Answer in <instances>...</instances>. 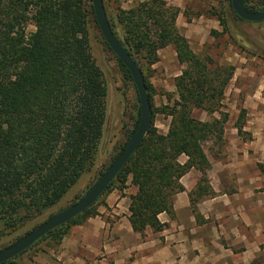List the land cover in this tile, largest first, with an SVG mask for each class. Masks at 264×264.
<instances>
[{
  "label": "trees",
  "instance_id": "1",
  "mask_svg": "<svg viewBox=\"0 0 264 264\" xmlns=\"http://www.w3.org/2000/svg\"><path fill=\"white\" fill-rule=\"evenodd\" d=\"M244 3L251 12L264 11V1ZM106 15L115 37L141 71L140 60L153 66L160 61L159 51L169 46L186 67L176 80L177 99L157 110L171 119L167 135L155 125L154 89L145 78L152 105L149 132L102 195L111 193L116 183L124 191L131 179L137 188L129 208L133 231L141 236L147 230L161 233L167 225L159 217L167 214L175 218V197L185 192L181 180L191 170L202 174L190 194L196 217L198 201L215 196L206 147L224 139L229 115L222 112L223 101L236 68L197 55L178 27L181 10L166 0L120 9L113 19L107 10ZM30 21L36 28L32 34L26 30ZM91 21L101 33L93 3L89 10L85 0H0V223L7 230L22 229L57 207L96 166L105 135L108 89L92 53ZM102 38L125 80L134 84L130 72ZM195 110L210 116L218 113L221 118L202 122L194 117ZM138 115L134 130L119 146L110 166L101 168L98 182L136 133L141 106ZM246 115L242 110L236 124L241 137L245 136ZM182 156L187 157L185 164L180 163ZM100 199L32 247L48 238L61 243L72 227L99 215ZM18 257L4 264H19Z\"/></svg>",
  "mask_w": 264,
  "mask_h": 264
},
{
  "label": "rangeland",
  "instance_id": "2",
  "mask_svg": "<svg viewBox=\"0 0 264 264\" xmlns=\"http://www.w3.org/2000/svg\"><path fill=\"white\" fill-rule=\"evenodd\" d=\"M85 1H87L90 10L92 3L88 0ZM145 1L148 0H104V3L109 17L113 19L118 10H131ZM179 1L180 7H177L166 0L169 6L179 8L181 12L184 10L181 20V24L184 25L182 29H179L185 37L187 34L189 35V39L186 38L194 52L201 58H212L218 65L236 68L235 76L226 89L222 112L229 115L231 123L233 120H239L242 110H247L246 120L250 122L248 126L256 128L257 134L263 135L264 22L250 24L238 20L233 12L231 0ZM250 1L261 4L264 0ZM220 22H223L225 27H222ZM213 26L218 30L213 29ZM26 30L28 34L34 33L36 30L34 23L31 21L27 23ZM213 32H217V34L215 35ZM90 40L93 56L103 71L108 89L105 135L96 166L68 193L61 204L47 211L38 220L17 231L7 230L0 223V252L16 244L49 219L82 200L96 186L100 179V172H102L101 168L110 166L119 146L125 143L128 134L134 130L139 119L140 103L137 90L132 82L125 80L119 64L105 45L94 21L90 23ZM159 58L160 61L153 66L147 65L142 60L140 62H142V71L147 83L154 89L151 94L156 111L155 125L159 131L163 132L169 124L168 118L159 114L157 110L169 105V100L177 99L176 80L186 67L178 61L173 46L159 51ZM201 114L207 116L205 122H209L213 118H221L218 113L210 116L204 111L203 113L197 111L195 116L201 117ZM260 125L263 127L262 130L259 128ZM244 138L249 139L248 135ZM226 148L227 144L223 139L222 142L207 145L206 151L217 150L218 156L221 158ZM259 166L261 174L257 175L262 180L258 181L252 198H255L256 203L259 200L264 203V165ZM231 180L232 186L227 190V193L233 192L236 180L234 175ZM118 187L119 183H116L112 192L100 199L96 210L99 214L97 217L105 216L108 211H112L109 208V203L110 206L117 205L121 192L133 190L131 179L124 191H120ZM246 191L243 193L244 200L247 197ZM114 216L117 217V215ZM97 217L90 218L84 225L72 227L61 243H57L53 238L40 241L18 257L17 262L19 264H100L96 262V257L99 256L96 253H90L89 249L85 251L86 253L77 249L80 246L79 243H86L87 248L89 244L95 243L90 232L93 225L89 221ZM257 245L260 246V251L252 264H264V240L257 239Z\"/></svg>",
  "mask_w": 264,
  "mask_h": 264
},
{
  "label": "crops",
  "instance_id": "3",
  "mask_svg": "<svg viewBox=\"0 0 264 264\" xmlns=\"http://www.w3.org/2000/svg\"><path fill=\"white\" fill-rule=\"evenodd\" d=\"M167 1L180 7L179 0ZM183 12L177 22L180 29L184 25L181 24ZM213 29L218 30L215 26ZM186 37L189 39L188 34ZM197 111L203 113L195 110L194 117L205 122L207 116L196 117ZM167 122L165 130L160 131L163 135L168 134L171 119ZM237 122L238 119L231 123L229 120L226 124L227 148L221 158L217 150L206 151L212 165L208 177L215 196L198 201V217L193 212L190 194L197 188L202 174L193 169L181 180L185 192L175 197V218L167 214L159 217L167 225L163 232L147 230L141 236L133 231L129 208L137 188L132 186L131 192H121L117 205L109 203L112 211L107 209L105 216L89 221L93 225L90 232L95 245L89 244L87 248L86 243H79L78 251L86 253L89 249L90 253H96L101 257H96L100 264H252L260 251L257 239L264 240V203L262 200L256 203L252 198L258 181L262 180L257 174H261L259 165H264V133L257 134L256 128L248 126L250 122L246 120L243 132L249 139H245L239 136ZM186 162L187 157L182 156L180 163ZM233 175L236 178L233 192L227 193Z\"/></svg>",
  "mask_w": 264,
  "mask_h": 264
},
{
  "label": "water",
  "instance_id": "4",
  "mask_svg": "<svg viewBox=\"0 0 264 264\" xmlns=\"http://www.w3.org/2000/svg\"><path fill=\"white\" fill-rule=\"evenodd\" d=\"M92 3L99 28L106 43L113 51L115 56L130 72L133 78L141 106V119L139 127L136 133L131 137L125 149L119 155L117 160L109 168L107 173L82 200H80L72 207L55 215L47 222L39 226L37 229L30 232L16 244L0 252V264H4L15 259L19 255L30 249L34 244H36L49 232L69 223L71 220L75 219L76 217L93 207L96 202L102 197V195L106 192V190L109 188L110 184L115 180L120 171L127 165V163L135 154L137 149L142 145L145 137L149 132L151 126L152 105L150 96L147 91L144 74L142 73L141 69L136 64L134 59L120 44L118 39L115 37L113 31L111 30L106 15L104 1L92 0ZM231 4L233 11L240 19L250 23L264 22V11L258 13L249 11L245 6L244 0H231Z\"/></svg>",
  "mask_w": 264,
  "mask_h": 264
}]
</instances>
